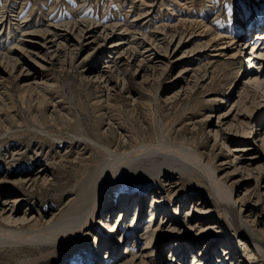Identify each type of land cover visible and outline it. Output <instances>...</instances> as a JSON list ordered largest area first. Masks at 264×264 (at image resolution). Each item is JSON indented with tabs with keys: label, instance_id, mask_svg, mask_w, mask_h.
Listing matches in <instances>:
<instances>
[{
	"label": "bare ground",
	"instance_id": "obj_1",
	"mask_svg": "<svg viewBox=\"0 0 264 264\" xmlns=\"http://www.w3.org/2000/svg\"><path fill=\"white\" fill-rule=\"evenodd\" d=\"M167 1L169 3L171 0ZM167 1L125 0L130 8L127 11L130 24L126 25L119 22L102 24L103 22L87 21V18L73 22L44 24L45 26H41V23L29 25L30 22L25 20L26 18L21 20V9L12 14L14 12L12 9L0 7V112L9 106L6 98L8 91L1 87L4 81L9 80L15 82L20 91L30 92L32 100L38 107H43L46 102L50 103L53 109L50 116L54 115L59 104L53 103L48 96L47 92L52 85L45 81L44 77L50 78L51 75L65 72L66 69H73L80 62L78 55L81 50H87L82 60L84 62L103 46L108 45L109 49L107 61L101 66L92 67L95 72L94 79H98L102 87L103 99L99 102L103 101L105 104L101 105L103 112L100 115L101 122L107 127L106 131H98L96 137L88 133L87 135L76 133L71 140L83 142L85 151L90 148L92 154L101 159L92 170L91 177L87 170L81 178L76 196L62 209L53 210L46 215L43 210L33 212L30 207L22 210V205L27 200L26 193L31 195L49 188L53 184L49 172L54 165L70 162L69 150L61 154L59 162H56L51 161L48 154L42 160L43 148L39 146L32 160L40 162L41 165L35 171L21 175L12 172L10 164L26 155H23L25 153L19 147L15 148L16 150L11 153L9 166L0 173V199H4L0 202V246L6 244L37 246L43 251L40 259L74 253L82 246L85 236L94 230L97 223L101 227L99 231L94 232L95 243H100V238L102 236L103 238L101 247L96 246L95 252H100L101 249L106 250V253L110 251L108 252L110 255L107 256L110 262L107 264H159L164 259L160 250L157 257L156 246L166 239H171L170 244L173 247L171 264H185L184 255L188 249L193 253V261L189 264H210L214 255L221 264H248L249 260L263 261L264 264V229L261 227L260 233L255 236L251 234L253 222L262 223L260 216L263 212L256 207V204L263 201L261 184L255 182L252 189L247 188L244 193L236 194L234 186L236 180L231 185L224 182L217 175L218 169L210 160V155L205 156L194 144H188L186 137H179L180 129L170 125L169 119L157 118L156 114L150 119L142 116L140 122L145 125V129L142 125L135 126L138 127L137 131L135 128L132 129L136 132L135 135H128L121 130V137L115 142L110 137L114 131L111 100L126 92L134 106L139 104L137 95H134L130 87L134 75L137 74L141 78L142 84L150 83L156 88L153 101L156 99L154 104L162 107L159 90L162 93L163 82L168 76L169 78L173 76L170 74V65H181L173 79L180 76L184 79L179 84H173V89L166 93L164 102L168 106V103L183 99L192 104L195 97L200 98V94L205 95L210 90L206 85L207 80L215 79L213 71L212 73L208 71V63L203 61L210 56L229 61L237 60L242 54V40L249 38L252 27L258 26L255 37L247 42L251 47L248 56L249 66L245 70L247 75L240 80L238 100L218 116L220 131H215V138L231 152V156L234 157L232 173L240 177L243 176L242 172H247L249 176L253 175V170L247 168L251 162L246 164L249 160L248 154L242 152L254 149V145L264 150V134L259 138L261 146L253 143L260 133L252 136L254 129L252 120L255 113L264 106V22L241 20L240 25L245 32L241 37L235 38L232 30L218 31L213 27V20L207 23L205 19L208 17L203 14L192 15L195 9L194 0H175L173 9ZM6 2L5 4H8L7 0ZM173 11H187L189 15L179 18L174 25L163 23L160 27H154L157 19L166 16L168 18L174 15ZM151 26L154 28L150 31L151 34L149 32L150 35L141 30ZM211 52L214 53L210 55ZM148 66L152 67L151 75H148ZM132 67L134 73L130 71ZM18 71L19 73L14 75ZM19 76L23 82L17 81ZM22 87L24 89H21ZM199 88L205 90L198 95ZM258 97L261 98V102L256 100ZM216 100L217 98L211 99ZM188 113L193 112L190 110ZM35 124L38 127L37 131H32L34 138L38 137L44 142H51L54 139L53 143L62 141V138L53 137L49 129L46 130L45 123L37 124L35 121ZM27 129L30 132L36 130L30 126ZM230 144L231 147H228ZM51 146L53 148L54 145ZM84 153L78 151L72 163L90 164L92 162L90 156L84 157ZM262 169H264L262 166L256 169L257 180L263 176ZM139 172L148 175L149 178L161 180V183L163 181L160 188L150 196V205H147L150 212L143 230L142 218L146 215L144 203L146 195L137 191L130 193L124 183L129 175ZM175 173H178L179 177H176ZM184 177L190 179V182L204 183L207 193L214 197L213 202H210L202 194L190 195V209L182 219H178L177 213L180 209H173L175 217L169 205L180 196V182ZM8 185L16 186V189H4ZM136 187L139 191V185ZM262 189L264 191V187ZM20 190L25 194H17ZM110 198L114 201L109 202ZM107 201L109 203L105 206ZM185 204L187 203L185 202L183 206ZM180 207L182 209V205ZM115 211L116 217L118 216L115 219L117 223L112 222ZM130 212L132 220L126 223V215ZM214 214L230 220L233 236L237 235L244 240L242 246L246 255L239 256L232 248L229 238L224 239L225 236L221 231H217L218 229L211 231L210 237H214L212 234L216 232H221L222 235L217 239L210 238L205 247L197 252L199 246L192 244L193 240L190 237L188 239V236L192 237L210 230L213 225L222 226ZM182 226L183 229L180 228ZM104 228L108 235H105ZM198 229L200 231L197 233ZM116 233H120L117 239L113 237ZM143 238L145 243L140 246ZM126 240L128 255H125L126 252L120 254L118 251L120 242ZM183 240L188 241V248L184 249L181 244ZM217 244L219 247L216 248ZM228 258L232 259L231 263L226 262Z\"/></svg>",
	"mask_w": 264,
	"mask_h": 264
},
{
	"label": "rangeland",
	"instance_id": "obj_2",
	"mask_svg": "<svg viewBox=\"0 0 264 264\" xmlns=\"http://www.w3.org/2000/svg\"><path fill=\"white\" fill-rule=\"evenodd\" d=\"M3 1H5L4 4ZM7 1L8 4H5L7 3L6 0H0V7L12 9L14 11L12 14H15V11H20L21 9V20L26 18L25 20L30 22L29 25L41 23L42 26L49 23L73 22L78 19L83 20L86 18L87 21L93 20L100 23L103 22L102 24H111L115 22H119L121 24L124 23L125 25L126 23L130 24V17L127 16V11L130 8L128 7V4L125 2V0ZM194 1L195 9L192 15L203 14L204 16L208 17L205 19L207 23H210L213 20V27L218 31L225 32L228 31V29L230 31L232 30L235 38L241 37L245 32V29L243 30V27L240 25L241 20L246 21L247 19H250L255 23L264 22V0ZM175 3V0H171L169 3L167 1V4H169L172 9ZM173 13L174 15H170L168 18L166 16V18L157 19L154 23V27H160V25L163 23L167 25L168 23L170 25H174L179 18H185L189 15H187V11H173ZM167 15H169V13ZM154 27L151 26L147 29L141 30L146 35H150V31L153 30ZM252 28L249 38L242 40V54L237 58V60L235 59L229 61L221 57L210 56L209 59L206 58L203 61V63H208V71L209 73H212L213 71L215 74V79L213 81L210 79L207 80V88H210L207 94H200L203 90H205V88H199L197 94H200V98L203 99L201 100L200 98L195 97L192 104L183 99L182 101L178 100L173 103H168V106L166 102H164L165 95L166 93L172 91L171 89H173V84H179L184 79L182 76L178 77L177 79H173V77L175 78L174 75L179 70L178 67H181V65H170V74L173 76L172 78H169L168 76V79L163 82L162 93H160L159 90V97L162 107H160V105L154 104L156 99L153 101L156 88L150 83L147 85L142 84L141 78H139L137 74L134 75L133 79H131L130 87L134 91V95H137V102H139V104L134 106L132 99L128 97L129 95L126 92L117 95L114 100H111V103L113 104L111 114H113L114 118V131L110 137L115 142L118 137H121V130L126 132L128 135H135L136 132L132 131L134 128V130L137 131L138 127L135 126L142 125V128L145 129V125L140 122L142 121V116L150 119L152 118L153 114H156L157 118L163 117L162 119L164 120L169 119L168 123L170 125H174V127L178 130L180 129L179 137H186V142L188 144H194V146L198 148V151L203 153L205 156L210 155V160L213 161L214 165L218 169L217 175L224 182H226L228 185H231L236 180L234 183L236 194L241 192L244 193L247 188L252 189L255 185V182L261 184L260 191L263 192V201L256 204V207L259 208L260 212H263V214L260 216L262 223L253 222L251 234L255 236L260 233L261 227L264 229V191L262 189L264 187V169H262V178L260 180L255 178V175L258 173L256 169L259 168V166L264 168V150L259 148V146L254 145V149L250 148L251 150L242 152L248 154L247 156L249 160H247L246 164L251 162L247 168L253 170V175L249 176L247 175V172H242L243 176L240 177V175L234 172L232 173L234 169L232 166V160H234V157L231 156V152H229L225 146L221 145L219 141H216L215 138V131H220V127H218V116L224 113L226 108H230L231 104L238 100V92L241 90L240 80L247 75L245 70L247 66H249L248 56L251 51V47L249 46V43L247 44V42L250 41L251 38L253 39L255 37V33L259 27L255 26ZM107 46L108 45L103 46L93 56L86 58L84 62H82V60L87 50H81L78 55L80 62L76 64L73 69H66L65 72L58 73L55 76L51 75L50 78L48 76L44 77V80L49 81V84L52 85V87H50L47 92L48 96H50L53 103L59 104L55 114L52 116H50V114L53 109L50 103L46 102L43 107H38L35 101L32 100L30 92H25L24 90L20 91L19 87L13 81L8 80L3 82L1 87L8 91L6 98L9 101V106L0 112V173L3 170L5 171L9 166L11 153L16 150L15 148L19 147L22 149L21 151L25 153L23 155H26L20 158L18 161L12 162L13 164H10L12 172H18L21 173V175L26 174L29 171H35L41 165L40 162L37 163L36 161L32 160L37 154L36 151L38 150L39 146H42L43 148V154L41 156L42 160H44L43 157L48 154L49 159H52L51 161L56 162H59V156L61 154L65 153L66 150H69L68 156L70 158V162H61L60 165H54L53 169L48 174L49 177L53 179L51 180L53 184L44 191L35 192L31 195L26 193L27 200L22 205V210L30 207L33 212L35 210H43L46 215H49V213H51L53 210L62 209L66 206L70 199L76 196L77 186L80 185L81 178L86 174L87 170L90 176V174L93 172L92 170L95 169V165L101 159L97 158V155H93L91 150H89L90 148L85 151L83 142H76L74 140L71 142V140L75 135H77L76 133H82L85 135L88 133L96 137L95 134L98 131H106L107 127L101 122L102 117L100 115L103 112V107L101 105L104 103L103 101L99 102L103 99L101 98L102 87L101 84L98 83V79H94L95 72L92 67L101 66L105 63V61H107L109 50ZM212 53L214 52L209 54L212 55ZM130 71L134 73L133 67L130 69ZM43 72L47 73L46 71ZM147 72L148 75L152 74L153 70L151 66H148ZM18 73L19 71L15 72L14 75ZM17 81L23 82L21 76L18 77ZM21 89L24 88L22 87ZM163 90H165V92ZM212 98H217V100L211 101ZM257 99L260 101L261 98L259 99L258 97L256 100ZM222 100H224V102H222ZM143 101L146 104H143ZM190 110L193 113H188ZM45 118L49 121H45ZM35 121L37 124L45 123L44 126L47 128L46 130L49 129V132L53 133V137L62 138V141H60V143H53L54 139L51 140V142H44L38 137L34 138L32 131H37L38 127L35 124ZM252 121L254 122L252 136H257V134L260 133V136H257V140L253 143L258 145L260 144L261 146L262 143L259 138L264 134V106L255 113L254 119ZM29 126L33 127V129L36 128V130H31L30 132V130L27 129ZM119 127L121 129H119ZM51 144L54 145L53 148ZM228 147H231V144L228 145ZM78 151L83 153L85 152L84 157L90 156L89 159L93 163H72ZM251 157L255 158L251 159ZM43 162L45 163L46 160ZM133 175L134 174L129 175L125 179L124 183L126 187H128L127 191L130 193L137 191L146 195L144 200V203L146 204V215L142 218V223H144L142 226L143 230V228L147 225V217L149 216L150 212L149 207L147 208V205H150V196L155 190L160 188V185H162L163 181L161 183V180H157L155 178L153 179V177L149 178L148 175H142L140 172L135 173L134 176ZM175 176L179 177V174L175 173ZM182 179H185L186 181ZM182 179L180 182V196L174 199L169 205L172 215H174L173 209H180L177 213L178 219H182L185 213L190 209V195L202 194L204 195L203 197H206L210 202H213L212 200L214 197L207 193V187L204 185V183L190 182V179L188 180L187 177ZM136 185H139V191L137 190L139 188H137ZM4 189L13 190L16 189V186L8 185L4 187ZM19 193L25 194V192H21V190L17 194ZM254 199L255 198L252 200L254 201ZM3 200V198L0 199V202H3ZM112 200L114 201L113 198H110L109 202ZM109 202L107 201L105 206H107ZM185 202L187 204L183 206ZM180 205H182V209ZM238 208H240V206ZM115 212L116 214L112 217V222H115V219L118 217H116L117 211ZM131 214L132 212L126 215V223L131 222ZM174 216L176 217V215ZM214 217L218 219L219 222L221 221L222 226L213 225L211 226L212 228L210 230L200 232L199 234L192 237L191 235L188 236V239L192 238V244L199 246L197 252L200 248L205 247V244L210 238L217 239L219 238V235L223 234L225 236L224 239L229 238L232 248H234L239 256L245 254L246 251H244V247L242 246V242L244 240L242 241V239L237 237V235L233 236V229L232 225L230 224V220L221 215L217 216V214H214ZM100 227V224L96 223L94 230L90 231V233L85 236L82 246L74 253H66L50 258L40 259L43 251L39 250L37 246H31L28 244L2 245L0 246V264H95L96 262H103L104 264H107L110 262V258L107 259V256L110 255L108 252L110 251L106 253V250L101 249L100 252H95L96 246L98 248L101 247V240L103 238V236L100 238V243H95L94 232L99 231ZM180 228L183 229V226ZM104 229L105 235H108V231L106 228ZM215 229H218L217 231H221L222 234H220L221 232H216L212 234L214 237H210L211 231H214ZM199 231V229L196 230L197 233ZM119 234L120 233H116L113 235V237L117 239ZM261 235L262 234H260V236ZM170 242L171 239H166L164 241H160L156 246L158 247L157 257L158 251L160 250V254L164 259L162 262H159V264H171L173 247ZM120 243L121 244L118 248L119 253L121 254L128 251L127 240ZM144 243L145 242L143 238L140 241V246H143ZM181 244L183 245L184 249L188 248L189 246L187 240H183ZM217 247H219V244H217L216 248ZM127 253L128 252H126L125 255H128ZM183 253H185V250ZM192 254L193 253H191V251L188 249V252H186V255H184L185 264H189L193 261ZM231 261L232 259L229 260V258L226 260L228 263H231ZM213 263L221 264V261H218L216 255L212 257L210 264ZM248 264H263V261L257 260V262H253V260H249Z\"/></svg>",
	"mask_w": 264,
	"mask_h": 264
}]
</instances>
